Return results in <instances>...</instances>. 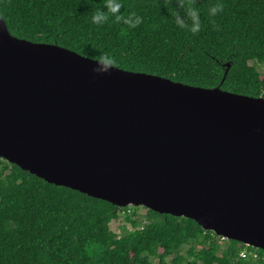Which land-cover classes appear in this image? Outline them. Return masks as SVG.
<instances>
[{"label": "water", "instance_id": "obj_1", "mask_svg": "<svg viewBox=\"0 0 264 264\" xmlns=\"http://www.w3.org/2000/svg\"><path fill=\"white\" fill-rule=\"evenodd\" d=\"M0 158L48 183L193 219L264 250L262 96L18 38L0 16Z\"/></svg>", "mask_w": 264, "mask_h": 264}, {"label": "trees", "instance_id": "obj_2", "mask_svg": "<svg viewBox=\"0 0 264 264\" xmlns=\"http://www.w3.org/2000/svg\"><path fill=\"white\" fill-rule=\"evenodd\" d=\"M0 16L18 38L264 97V75L250 64H264V0H0ZM140 208L48 183L0 158V264H264L262 249L185 217L145 208L142 220ZM121 212L132 229L117 234L110 223Z\"/></svg>", "mask_w": 264, "mask_h": 264}, {"label": "rangeland", "instance_id": "obj_3", "mask_svg": "<svg viewBox=\"0 0 264 264\" xmlns=\"http://www.w3.org/2000/svg\"><path fill=\"white\" fill-rule=\"evenodd\" d=\"M250 64H251V65H254V66L256 67V69L260 72L261 75H264V64L256 63V62H253V61H251ZM124 214H125V213L121 212V213L119 214L118 218L115 219V220H113V221L110 223V228H111V230L114 231V232L117 233V234H120V232H122V227H123V226H126L127 229H132L130 223L127 222V221L124 219ZM146 214H147V210H146L145 208H140V209L138 210V212H137L136 215H137V216H140V219L144 220ZM185 250H186V247H185V249L182 250V253H184ZM251 250H252V251H254V250L256 251V249H255L254 247H253V248L251 247ZM240 256L245 257L246 254L243 255L242 253H240ZM256 256H257V255H256V252H253L252 257H253L254 259H256V258H257ZM167 260H168L169 262H171V260H172V256H169V257L167 258ZM263 260H264V259H263ZM155 262H156V261H155Z\"/></svg>", "mask_w": 264, "mask_h": 264}, {"label": "built area", "instance_id": "obj_4", "mask_svg": "<svg viewBox=\"0 0 264 264\" xmlns=\"http://www.w3.org/2000/svg\"><path fill=\"white\" fill-rule=\"evenodd\" d=\"M243 255L247 254L248 252L246 250L241 252Z\"/></svg>", "mask_w": 264, "mask_h": 264}]
</instances>
